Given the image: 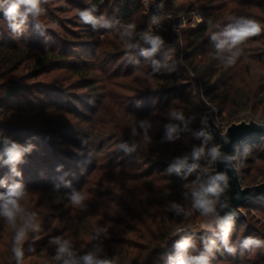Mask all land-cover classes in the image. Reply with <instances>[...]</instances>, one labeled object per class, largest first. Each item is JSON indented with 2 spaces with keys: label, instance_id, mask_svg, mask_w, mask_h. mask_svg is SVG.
Segmentation results:
<instances>
[{
  "label": "trees",
  "instance_id": "16d2710c",
  "mask_svg": "<svg viewBox=\"0 0 264 264\" xmlns=\"http://www.w3.org/2000/svg\"><path fill=\"white\" fill-rule=\"evenodd\" d=\"M196 1L201 23L179 33H150L163 40L151 57L143 55L152 47L142 39L144 27L131 19L143 11L142 0H41L44 14L30 16L15 32L0 10V192L20 184L26 211H43L51 222L75 220L74 236H93L96 248L112 240L104 260L115 261L114 244H128L122 239L126 231L117 232L123 227L143 244L135 246L144 256L132 264H170L183 238L196 245L184 256L198 255L205 241L214 240L211 264H264V213L258 217L254 211L264 210V195L241 206L246 220L233 222L227 245L222 233L171 236L188 198L211 182L205 169L215 146L204 126L205 111L215 107L222 120L248 111L264 120V30L239 46L242 53L232 65L226 63L230 53H217L211 39L241 17L264 29V0ZM108 4L110 15L103 17ZM84 10L111 27L83 23L78 12ZM128 24L135 25L133 35L122 39ZM169 128L175 129L171 138ZM252 141L237 152L242 182L264 177V138ZM13 144L27 149L15 165L3 156ZM199 148L204 154L195 161L192 153ZM185 158L198 167L168 172ZM74 192L85 197L79 206L71 202ZM46 193L51 198H42ZM89 215L109 227L84 231L81 219ZM39 221L40 230L30 231L23 243L22 264H49L40 261L50 233ZM14 231L0 219V264H16ZM248 238L259 246L244 247ZM70 251L75 259L84 254Z\"/></svg>",
  "mask_w": 264,
  "mask_h": 264
},
{
  "label": "clouds",
  "instance_id": "9594fccd",
  "mask_svg": "<svg viewBox=\"0 0 264 264\" xmlns=\"http://www.w3.org/2000/svg\"><path fill=\"white\" fill-rule=\"evenodd\" d=\"M45 2H47V0H45ZM147 3L148 0H145V5H147ZM40 4L41 0H0V10H3L4 17L8 21L9 27L15 32L20 30L21 26L30 16L33 19H36L44 14L45 10L40 7ZM160 7H162V5ZM78 15L83 23L91 24L94 28L97 26L111 27V25L107 24L102 25L103 18H98L93 15L92 10L79 11ZM158 19V17L153 16V23L158 22ZM199 19L202 18H198V20ZM134 29L135 25L128 24L123 28V31L120 32L121 38H131ZM262 30L264 29H262L261 24L258 21L241 17L237 19L234 24H229L225 27L222 32L213 33L211 39L216 42L215 48L217 53H230L226 63L232 65L235 64L237 58L242 53V49L239 46L244 44L248 38L259 35ZM142 39L145 42L150 43L152 46L150 50L143 52V55L146 57L153 56L163 44L161 37L153 36L149 32L142 33ZM129 47H131V45H129ZM174 131V128H169V138H171ZM25 151H27V149H22L16 144L5 148L3 153V156H6L5 163L15 165L20 162ZM203 154V148L196 149L192 153V158L195 161H199ZM218 155V150L213 148L211 150L212 159L215 160ZM186 167L191 171L192 169L197 168L198 164L193 163L188 165L187 158L179 159L169 167L168 172H176L179 174L181 170ZM12 170L15 172V167H13ZM16 174L19 175V173ZM220 181H226V177L223 174L217 175L207 186H201L200 190L193 192L194 207L200 210L202 216H207L215 212L216 200L214 198L223 191ZM25 195L26 192L20 184L13 185L6 192H0V219H3L5 223L11 225L15 230L11 251L16 264H22L24 259L22 246L28 237V233L30 231L37 232L40 230L38 213L26 211L21 205V201ZM70 199L74 206H79L85 197L81 193L74 192ZM231 221L232 216H229L220 222L222 233L221 240L225 245L228 243V237L232 227ZM177 231H179V229ZM51 243L59 245L57 259L67 253L69 259H65L64 264H81V261L83 264H116L114 260L97 259L91 253L81 257L80 260H77L73 258V254L70 251L69 241L62 240L60 237H55ZM259 244L260 241L251 238L245 239L243 242L244 247L253 245L259 246ZM214 245V240L205 241L204 250L198 255L184 256L183 253L186 250L194 249L196 245L191 238H183L177 245L179 252L171 260L170 264H211L212 249ZM227 250L229 252H234L235 247H228Z\"/></svg>",
  "mask_w": 264,
  "mask_h": 264
},
{
  "label": "rangeland",
  "instance_id": "374dc122",
  "mask_svg": "<svg viewBox=\"0 0 264 264\" xmlns=\"http://www.w3.org/2000/svg\"><path fill=\"white\" fill-rule=\"evenodd\" d=\"M102 1H107V0H102ZM111 1V0H110ZM161 1V0H157ZM164 1V13L159 17L158 22L153 23L152 20L148 19L145 17L143 14V11H141V8L139 12L135 15L132 16L131 19H133V22H139L142 24L144 27V30L149 33H159L163 32L166 30H171L172 32L179 33L181 29L185 27H196L201 23L202 19V11H201V3L197 2L196 0H172L171 2ZM111 3V2H110ZM142 4V3H141ZM110 4L107 6H104V12H103V17H106L108 15V10L110 9ZM143 9V7H142ZM110 15V14H109ZM63 16V15H62ZM69 16V14H67ZM104 20V19H103ZM103 36V35H100ZM252 71L255 72V66H253ZM59 73H54V75H58ZM209 117H212L215 123L219 126V128L223 131L232 122H237L240 120H245L248 121L249 119H254L258 122H264V120H259L256 119L254 116H251V114L246 111V112H241L237 117H229L228 119L222 120L215 107L210 106L204 114V126L205 129L207 130V120ZM208 132V130H207ZM209 134V133H208ZM210 136V135H209ZM211 138V137H210ZM257 139V138H255ZM253 139H249L246 141L245 144L247 143H252ZM212 144L216 147V143L212 141ZM244 144V145H245ZM243 145V146H244ZM236 159L238 155L236 154ZM213 162L209 163L206 168H211ZM236 166L238 168V171L240 169V165L236 163ZM72 169V168H71ZM44 173V170L43 172ZM69 174V172H68ZM240 178V177H239ZM264 180V177H260L257 179L255 182H247V181H241L242 185H253L257 184L260 181ZM48 194L46 193L45 196H42V198H51L47 196ZM217 197L214 199L216 200ZM36 201V198L32 200V202ZM28 201H21L22 207L24 206L25 203ZM257 216L259 217L260 214L264 213V210H259L256 211ZM57 214L63 215L62 211H58ZM39 220L44 221L42 223V227L48 229L46 230V234L50 233V241L47 244V247L45 249V255L42 259H40L41 262H48L49 264H55L56 263V255H57V248L59 245L51 243V241L55 237H60L62 240H67L70 243V248L74 249H80L84 251L83 256L91 253L95 256V258L104 260L103 257H105L102 253H105L109 250L111 247V241L110 239H104L102 240L97 246L98 248L95 247V243L92 242L93 236H79L75 237L73 234V228L75 226V220H66V216L63 218H60L58 220H53V222L50 221V219L45 220L47 217L46 213L43 211L39 213ZM264 216V215H261ZM264 219V218H262ZM81 229L84 231H87L88 233H100L101 231L106 230V226L109 227V225L104 221L101 220L100 218H96V216L89 215L86 217L85 220L81 219ZM246 220V218L244 219ZM50 221V222H49ZM136 225V223H134ZM131 227V226H129ZM179 229V231H177ZM243 230V228L241 229ZM126 231V232H125ZM119 235H121L123 232H125V236H122V239H125V241L128 243L127 245H115L114 244V255H115V262L116 264H132L134 259H139L143 257V252H140L137 249V246L135 245H143L141 244L140 240L136 239V234L132 233L130 231V228L124 229L123 227L119 228L117 231ZM181 232H196L204 235H218L221 233V224L220 221L217 219L215 212L213 214H209L207 216H202L200 210L196 209L194 207V196H190L188 198V201L186 202V206L183 210L180 223H178L175 231L171 234L172 238H175L176 233H181ZM138 238V237H137ZM85 239V240H83ZM92 242L93 244H91ZM124 252H132L133 257L127 259V255ZM179 249L177 248L176 254L173 255V258L178 254ZM252 252H255V247L253 248ZM185 252L183 253V255ZM172 255V254H171ZM245 253L243 254V256ZM82 256V257H83ZM132 256V255H131ZM242 256V257H243ZM67 259L66 257L62 256L58 260H65ZM80 260V259H77ZM226 261L222 260H215L213 264H225ZM43 264V263H39ZM81 264L83 262L81 261Z\"/></svg>",
  "mask_w": 264,
  "mask_h": 264
},
{
  "label": "water",
  "instance_id": "95a60500",
  "mask_svg": "<svg viewBox=\"0 0 264 264\" xmlns=\"http://www.w3.org/2000/svg\"><path fill=\"white\" fill-rule=\"evenodd\" d=\"M207 130L216 143L219 155L213 160V167L206 168L205 173L211 181L220 174L226 177V181H220L223 191L216 198L215 214L220 222L232 216V225L235 220L246 218L242 205L264 195V180L253 185H242L235 157L249 139L264 138V122L240 120L230 123L222 131L213 118L209 117Z\"/></svg>",
  "mask_w": 264,
  "mask_h": 264
},
{
  "label": "built area",
  "instance_id": "2783aa9c",
  "mask_svg": "<svg viewBox=\"0 0 264 264\" xmlns=\"http://www.w3.org/2000/svg\"><path fill=\"white\" fill-rule=\"evenodd\" d=\"M143 14L148 19L152 20V17H160L164 13V1L148 0L145 5V0H142ZM162 5V7H160Z\"/></svg>",
  "mask_w": 264,
  "mask_h": 264
}]
</instances>
